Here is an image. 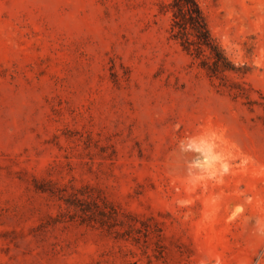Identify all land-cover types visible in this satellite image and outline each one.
I'll use <instances>...</instances> for the list:
<instances>
[{"label":"rangeland","instance_id":"374dc122","mask_svg":"<svg viewBox=\"0 0 264 264\" xmlns=\"http://www.w3.org/2000/svg\"><path fill=\"white\" fill-rule=\"evenodd\" d=\"M0 0V264H264V0Z\"/></svg>","mask_w":264,"mask_h":264},{"label":"trees","instance_id":"16d2710c","mask_svg":"<svg viewBox=\"0 0 264 264\" xmlns=\"http://www.w3.org/2000/svg\"><path fill=\"white\" fill-rule=\"evenodd\" d=\"M171 12L169 35L211 77L226 78L239 71L213 36L198 0H170L163 5Z\"/></svg>","mask_w":264,"mask_h":264}]
</instances>
